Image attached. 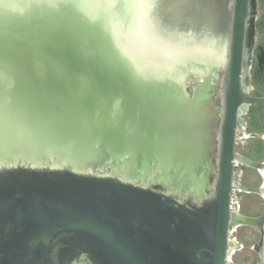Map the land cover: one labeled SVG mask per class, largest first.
<instances>
[{
    "label": "water",
    "instance_id": "1",
    "mask_svg": "<svg viewBox=\"0 0 264 264\" xmlns=\"http://www.w3.org/2000/svg\"><path fill=\"white\" fill-rule=\"evenodd\" d=\"M158 1L95 21L78 0H7L19 15L0 6V264H229L231 225L261 228L231 206L234 161L250 164L235 151L238 110L264 103L243 70L254 2L231 0L222 49L212 36L161 37ZM203 40L219 66L176 80L157 65ZM155 160L162 173L149 181ZM208 163L203 193L186 178ZM184 168L179 187L200 201L171 191Z\"/></svg>",
    "mask_w": 264,
    "mask_h": 264
},
{
    "label": "rangeland",
    "instance_id": "2",
    "mask_svg": "<svg viewBox=\"0 0 264 264\" xmlns=\"http://www.w3.org/2000/svg\"><path fill=\"white\" fill-rule=\"evenodd\" d=\"M253 2L252 9L255 16L253 17V40L246 49L245 60L247 64H250L248 67L251 76L250 93L261 96L264 95V0H253ZM157 6L156 18L163 28L171 27L188 33L189 31L199 32L205 27L211 32L212 37L217 38L218 46L224 48L229 35L231 0H159ZM223 52L226 55V51ZM191 79H193L192 76L189 81ZM214 82L213 88L220 84V78L217 77ZM192 86L185 89L188 96L191 94ZM242 119L245 121L247 132L264 133V105L250 106V110L242 115ZM236 142L235 150L249 162L264 161L263 140L240 133ZM236 162L233 176L236 187L232 192L233 203L236 208L239 207V212L249 216H259L264 211V197L255 192H245L241 187L260 186L263 181L262 176L256 169L249 166V163L247 166L241 164L239 160ZM107 166L109 162H106L98 172L106 171ZM138 171L144 170L139 169L136 172ZM157 171L158 169L151 167L148 174L149 181L155 178ZM172 187H177L176 183ZM230 235L238 246L229 250V264H261L264 241L260 243L262 237L257 226L246 224L235 226L230 231Z\"/></svg>",
    "mask_w": 264,
    "mask_h": 264
},
{
    "label": "flooded vegetation",
    "instance_id": "3",
    "mask_svg": "<svg viewBox=\"0 0 264 264\" xmlns=\"http://www.w3.org/2000/svg\"><path fill=\"white\" fill-rule=\"evenodd\" d=\"M253 11V10H252ZM253 17H255V16H253ZM156 23H158V24H156L159 28H163L162 26H161V24L158 22V20H157V22ZM162 25H163V23H162ZM154 27H155V25H154ZM156 28V27H155ZM156 29H158V28H156ZM163 29H166L165 30V34H170L171 36H173V37H178V38H181V37H190V38H208L209 36H213L212 34H211V32L208 30V29H206L205 27H204V29L203 30H201V31H199V32H194V31H189L188 33H186L185 32V30H183V31H178V30H175V29H173V28H171V27H167V28H163ZM164 34V35H165ZM245 62H247L246 60H245ZM213 64V63H212ZM247 64V63H246ZM250 66V64H247V66H245L244 65V69L243 70H245L244 72L246 73V74H248L249 75V77H250V81H251V76H250V74H249V72H248V67ZM213 83H215L214 81H211V84H213ZM249 88H250V85H249ZM249 90V93H250V89H248ZM194 91V86H192L191 87V94H192V92ZM191 94L189 95V97L191 96ZM251 94V93H250ZM251 95H253V94H251ZM256 96V95H255ZM262 96V95H261ZM259 106V105H264V103H261V104H249V105H242V106H240V108H239V110H238V118H237V124H236V138H235V145H236V140H237V135H239L241 132V134L242 135H245V136H252V137H256V138H258V139H260V140H263L264 141V133H262V134H258V133H250V132H247L245 129H246V124H245V121L242 119V115H244V114H246V113H248V111L250 110V106ZM242 107H245V108H242ZM241 131V132H240ZM236 151V150H235ZM237 152V151H236ZM239 154V153H238ZM247 162H248V159L246 158V157H244V156H242ZM158 162V161H157ZM235 162V161H234ZM240 162H242V161H240ZM251 163H253L252 165H249V166H252L254 169H256L260 174H261V172H260V170H259V168L256 166V164H260L261 162H253V161H250ZM262 162H264V161H262ZM159 163H161V162H159ZM157 163H156V160L155 161H153L152 162V166L153 167H155V165H156ZM241 164H243V165H245L246 163H244V162H242ZM247 166H248V164H246ZM108 167V166H107ZM107 169V168H106ZM158 169V171H157V173H155V174H157V175H159V174H161L162 173V171L160 170V168H157ZM139 170V169H138ZM169 170H172V171H176V168H169V169H167L166 170V172H168ZM235 170H236V162H235ZM235 170H234V172H235ZM137 171V170H136ZM139 172V171H138ZM140 173V172H139ZM213 174V175H215V170L214 169H212V164L210 165L209 163L206 165V164H204V169H198V170H196V172H193V173H189V175H188V177L186 178V184H194V185H196V187H201L204 183H206V179H207V177L208 176H210V174ZM156 175V176H157ZM186 175V171H185V168L183 169V171H181L178 175H176V179H177V181H175V183H176V185H177V187H173L172 188V192L173 193H176V194H178V195H180L181 197H184V196H186V195H188V194H190V193H192V194H194V196H195V201H200V199L201 198H204L205 196H206V194L204 195H202L201 197H199V196H197L196 195V193L193 191V188L192 187H188V188H184V189H180V187H179V182H180V180L182 179V177L183 176H185ZM233 176H234V173H233ZM262 176V180L264 179V177H263V175H261ZM210 178V177H209ZM141 179V176H139V174H137L136 175V179L135 180H140ZM151 179V178H150ZM233 182H234V180H233ZM262 183H263V181H262ZM189 184V185H190ZM235 185V184H234ZM263 184H261L260 186H262ZM174 186V185H173ZM260 186H258V187H260ZM210 187V186H209ZM258 187H255V188H253V187H247V186H242L241 188H243L244 190H245V192H248V193H252V192H255V191H251V190H253V189H256V188H258ZM206 189H204L203 188V193H205V190L206 191H208V189L210 190V188H208V187H205ZM236 188V187H235ZM188 189V190H187ZM234 190V189H233ZM233 192V191H232ZM255 193H258V192H255ZM258 194H261V193H258ZM263 197H264V194H261ZM231 206H232V209L236 212V213H238V214H242V215H245V214H243V213H241V212H239V207L238 208H236L235 207V203H233V196H232V199H231ZM247 216H249V215H247ZM253 217H262L263 218V223H261V228L259 229L260 230V232H261V239L262 240H260V243L262 242V241H264V211L261 213V215H259V216H253ZM239 225H245V224H238V225H236V227L237 226H239ZM238 246V245H237ZM234 248V247H233Z\"/></svg>",
    "mask_w": 264,
    "mask_h": 264
},
{
    "label": "bare ground",
    "instance_id": "4",
    "mask_svg": "<svg viewBox=\"0 0 264 264\" xmlns=\"http://www.w3.org/2000/svg\"><path fill=\"white\" fill-rule=\"evenodd\" d=\"M139 24V25H138ZM143 25H147L146 21H142V23L140 22H136L134 21V31H136L135 33H139L140 37L145 38L147 40L149 39H153L155 36L152 35H146L143 34L140 30V28H142L143 30H146ZM132 31V33L134 32ZM147 31V30H146ZM131 32V31H130ZM163 36L161 37H165V38H174L173 36H171L170 34H161ZM160 38V37H159ZM190 40V42H195L196 38H190V37H184ZM193 39V40H192ZM155 40H157L155 38ZM167 40H173V39H167ZM177 42H180V40H176ZM143 43V42H142ZM139 44L140 46L142 45ZM215 43L213 42V45ZM139 45L137 46V48L139 47ZM173 46V45H172ZM215 47V45H214ZM140 48V47H139ZM154 50H156L157 48H153ZM160 49V48H159ZM194 48L191 49L192 52H190L189 56H187V58L181 54L180 52H177V47L171 52H166L165 54V58L166 60L164 61V64L158 62V66H160L163 69H168L169 72L172 74V77L175 78L176 80H179V78L182 77L183 72H185V74L187 72L193 71L194 69H196V67H200V68H204V67H208V66H219V61L218 59V54L220 55L221 52L220 51H216L215 49H213L212 46H210V44H207V41L203 40L200 48H196L194 51ZM153 53V52H152ZM218 53V54H217ZM217 54V55H216ZM138 56V58L141 60L144 58V56L139 53L136 54ZM148 60H150V58H148ZM213 63V64H212ZM207 72V71H206ZM182 81V79H181ZM245 108V107H242ZM241 132V131H240ZM242 133V132H241ZM238 136V135H237ZM237 160H235L236 162ZM241 161V160H239ZM237 163V162H236ZM253 163L250 162V165H252ZM256 166L259 168L261 174L264 177V167L263 165H258L256 164ZM156 169V167H154ZM211 175V174H210ZM210 177V176H209ZM210 179H206V183L203 184V187H208V188H212L213 187V182L212 180L209 181ZM210 186V187H209ZM173 187H171L172 190ZM235 188V185H234ZM205 193H207V191L205 190ZM240 223H233L231 225V230L232 228H234L236 225H238Z\"/></svg>",
    "mask_w": 264,
    "mask_h": 264
},
{
    "label": "clouds",
    "instance_id": "5",
    "mask_svg": "<svg viewBox=\"0 0 264 264\" xmlns=\"http://www.w3.org/2000/svg\"><path fill=\"white\" fill-rule=\"evenodd\" d=\"M0 6L9 10L14 15H19V10L12 3L7 0H0ZM75 7L82 12L89 20L95 21L101 16H111L118 12L121 8L133 11L142 7V5L133 4L125 0L121 3V0H78L75 3ZM149 7V6H143Z\"/></svg>",
    "mask_w": 264,
    "mask_h": 264
}]
</instances>
